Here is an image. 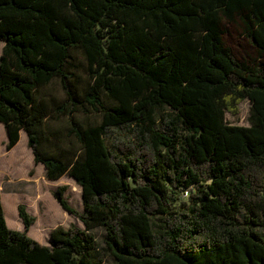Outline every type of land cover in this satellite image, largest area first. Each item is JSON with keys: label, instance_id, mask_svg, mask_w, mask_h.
Segmentation results:
<instances>
[{"label": "trees", "instance_id": "obj_1", "mask_svg": "<svg viewBox=\"0 0 264 264\" xmlns=\"http://www.w3.org/2000/svg\"><path fill=\"white\" fill-rule=\"evenodd\" d=\"M235 21L257 58L225 42ZM0 42L7 148L23 129L74 178L83 211L52 193L85 225L42 244L0 194V264H264V0H0ZM247 99L250 125L227 122Z\"/></svg>", "mask_w": 264, "mask_h": 264}, {"label": "rangeland", "instance_id": "obj_2", "mask_svg": "<svg viewBox=\"0 0 264 264\" xmlns=\"http://www.w3.org/2000/svg\"><path fill=\"white\" fill-rule=\"evenodd\" d=\"M225 32H224V40L225 42L232 48L234 53L241 59H251V58H257L258 52L256 48L252 45V42L243 34L242 27L239 21L235 22H226L224 26ZM4 47V43L0 42V56L2 54ZM57 95H60V89L56 85V89H54ZM250 107L251 103L250 101L244 100L239 105V112L237 114H233L230 111L226 113V121L232 124H239V125H250L249 122V115H250ZM33 173L31 175H35L38 179L36 181V185H29L27 181H22L16 185V188H22L27 189L25 192L27 194H33L34 190L38 191L40 188L39 182L43 184L44 190L47 192L49 189L57 188L59 186H67V190L65 192V195L67 196V199L69 203L78 211H83V197H82V187L77 183V181L68 176L64 175L62 178L56 181H48L46 174L43 175L36 174V169H32ZM31 170V171H32ZM47 182V183H46ZM53 190V189H52ZM53 192V191H52ZM188 193L187 191H184L181 194L180 199L178 200V203L186 202L188 200ZM10 196L11 195H5L2 197L4 210H5V217L8 223V226L15 230L21 229L17 228L21 226V222L18 221L16 216H14V207L10 203ZM14 197V196H12ZM44 203V205L41 207V205ZM43 203H41L40 207L37 205L35 208L37 215H34L30 213L31 215L36 217L35 224L30 229L29 235L39 241L42 244H46L47 241H49L50 233L51 231L58 227L63 226L65 228H68L72 225L79 226L81 228H85V225L81 221L80 218H78L76 215L69 213L68 211H65L61 207H58L57 205H54L52 202V199L49 195L45 194V197L43 198ZM38 204V203H37ZM44 210V211H43ZM40 211L42 213H40ZM96 237L98 241L101 243L102 238L104 235V230L102 228H96L94 230Z\"/></svg>", "mask_w": 264, "mask_h": 264}, {"label": "crops", "instance_id": "obj_3", "mask_svg": "<svg viewBox=\"0 0 264 264\" xmlns=\"http://www.w3.org/2000/svg\"><path fill=\"white\" fill-rule=\"evenodd\" d=\"M8 140H9V137H8L6 127L4 123L0 122V194H1V199L5 195H11L10 203L14 207V211H15L14 214L16 213L14 216H16L18 221L21 222V226L17 228L24 230V223L22 221V218L20 217L19 210H18L20 204H24L29 213L37 215L38 213L35 210L36 208L35 205L40 207L41 203H43V198L45 197V194H47L52 199V202L54 205H57L58 207H61L62 209L64 208L62 207V205L59 203V201L55 198V196L52 193V191L56 188H52L53 190L49 189V191L47 192L43 188L42 181L41 183L39 182L40 188L38 189V191L34 190V193L32 195L27 194L25 192V190L27 189L23 190L20 187L16 188V185L22 181H27L28 186L31 184L35 186L36 181L38 179L36 178L35 175L34 176L31 175V170L35 168L36 169L35 173L36 174L38 173L40 175H43L44 173L46 174V170L42 163L37 164L35 162V156H34L32 148L29 146L28 134L26 133L25 130L22 129L20 131V138L18 142L11 149L7 148ZM59 179H56V180H59ZM56 180L48 179V181L50 182L56 181ZM65 197L67 198L66 195ZM43 205L44 203L41 205V207H43ZM36 209H38L39 211L40 208H36ZM44 210H45V205H44ZM40 213L42 212L40 211ZM32 226L30 227V229L32 228ZM30 229H29V232H30ZM50 240L51 239L49 238V241H47L45 245H49Z\"/></svg>", "mask_w": 264, "mask_h": 264}]
</instances>
